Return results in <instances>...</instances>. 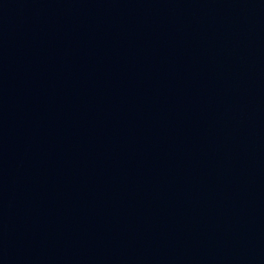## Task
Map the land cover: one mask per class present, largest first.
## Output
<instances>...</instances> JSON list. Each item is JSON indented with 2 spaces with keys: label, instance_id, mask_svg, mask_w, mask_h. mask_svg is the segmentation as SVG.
Returning <instances> with one entry per match:
<instances>
[{
  "label": "water",
  "instance_id": "95a60500",
  "mask_svg": "<svg viewBox=\"0 0 264 264\" xmlns=\"http://www.w3.org/2000/svg\"><path fill=\"white\" fill-rule=\"evenodd\" d=\"M0 264H264V0H0Z\"/></svg>",
  "mask_w": 264,
  "mask_h": 264
}]
</instances>
